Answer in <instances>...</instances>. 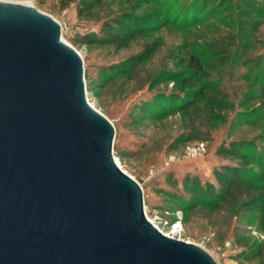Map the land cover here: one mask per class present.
<instances>
[{
    "label": "rangeland",
    "instance_id": "1",
    "mask_svg": "<svg viewBox=\"0 0 264 264\" xmlns=\"http://www.w3.org/2000/svg\"><path fill=\"white\" fill-rule=\"evenodd\" d=\"M9 1L31 3L58 20L65 41L82 55L89 101L115 125L114 156L143 187L154 225L199 245L218 264H264V210L247 209L241 196L187 207L185 185L189 176L218 186L215 171L239 165L218 154L233 141L250 143L263 161L252 166L264 175V0H103L90 12L83 0ZM125 14L170 20L126 48L92 39ZM146 45L154 50L135 70L115 68ZM192 55L225 64L188 88L170 75L186 74ZM191 89L200 97L179 109ZM250 251L261 257L245 260Z\"/></svg>",
    "mask_w": 264,
    "mask_h": 264
},
{
    "label": "water",
    "instance_id": "2",
    "mask_svg": "<svg viewBox=\"0 0 264 264\" xmlns=\"http://www.w3.org/2000/svg\"><path fill=\"white\" fill-rule=\"evenodd\" d=\"M61 23L0 0V264H217L148 218Z\"/></svg>",
    "mask_w": 264,
    "mask_h": 264
},
{
    "label": "trees",
    "instance_id": "3",
    "mask_svg": "<svg viewBox=\"0 0 264 264\" xmlns=\"http://www.w3.org/2000/svg\"><path fill=\"white\" fill-rule=\"evenodd\" d=\"M103 0H83L82 9L92 11ZM150 2L160 3V0H149ZM168 17H159L153 15L136 16L125 14L115 18L112 22L105 24L106 31L101 37H93L102 44L114 45L117 48H126L134 40L136 35L150 31L160 25L169 22ZM188 20L186 19V23ZM154 50L152 45H146L145 49L118 65L117 70L121 73H128L135 70L147 58L150 57ZM222 62L216 63L213 59H207L192 55L189 59V69L187 73H172L170 78L179 81L183 86L194 88L200 84L211 71L217 70L224 66ZM189 97L183 99L179 109L189 107L194 104L201 95V90L191 89L188 91ZM250 143L246 141H233L228 146H222L218 154L226 158L237 160L238 166L224 165L221 169L215 171L218 186L214 183H202L198 178L187 177L185 181L186 190L191 193L192 199L186 203L187 207L196 205L218 206L222 202L235 196L245 198L244 206L251 210H264V189L259 187V183L264 181V175L253 168V162L262 164L263 161L255 159L249 149ZM263 166V164H262ZM243 258L253 261L261 257L258 251L246 252Z\"/></svg>",
    "mask_w": 264,
    "mask_h": 264
},
{
    "label": "bare ground",
    "instance_id": "4",
    "mask_svg": "<svg viewBox=\"0 0 264 264\" xmlns=\"http://www.w3.org/2000/svg\"><path fill=\"white\" fill-rule=\"evenodd\" d=\"M24 3H27V4H31V3H28V2H24ZM63 38V36H62ZM63 40L65 41V39L63 38ZM67 42V41H66ZM89 99V98H88ZM116 159V158H115ZM117 161V160H116ZM147 213V212H146ZM218 264V263H217Z\"/></svg>",
    "mask_w": 264,
    "mask_h": 264
}]
</instances>
